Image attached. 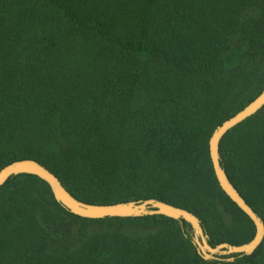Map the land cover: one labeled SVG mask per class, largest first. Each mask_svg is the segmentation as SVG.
<instances>
[{
  "label": "trees",
  "instance_id": "1",
  "mask_svg": "<svg viewBox=\"0 0 264 264\" xmlns=\"http://www.w3.org/2000/svg\"><path fill=\"white\" fill-rule=\"evenodd\" d=\"M263 89L264 0H0V169L32 159L85 203L183 208L211 247L255 234L208 141ZM219 153L264 223V107ZM219 258L184 221L80 218L32 175L0 188V264H264V239Z\"/></svg>",
  "mask_w": 264,
  "mask_h": 264
},
{
  "label": "water",
  "instance_id": "2",
  "mask_svg": "<svg viewBox=\"0 0 264 264\" xmlns=\"http://www.w3.org/2000/svg\"><path fill=\"white\" fill-rule=\"evenodd\" d=\"M264 107V89L241 111L217 126L208 141L209 157L213 172L220 189L251 220L255 227L254 237L247 243L231 245L223 243L215 247L209 245V237L204 232L201 221L193 213L157 199L128 201L100 205L79 201L69 193L61 181L45 166L32 159H22L5 165L0 169V188L13 176L32 175L45 182L54 200L71 214L89 220L105 218H139L160 215L177 221L186 222L192 229V243L198 255L204 260L219 257L243 256L252 254L264 239V223L259 215L246 203L229 180L221 165L220 142L233 128L258 113ZM227 261L232 258H227Z\"/></svg>",
  "mask_w": 264,
  "mask_h": 264
},
{
  "label": "rangeland",
  "instance_id": "3",
  "mask_svg": "<svg viewBox=\"0 0 264 264\" xmlns=\"http://www.w3.org/2000/svg\"><path fill=\"white\" fill-rule=\"evenodd\" d=\"M225 219H226V221H227L228 223H231V221H230V219H229L228 216H226ZM207 236H208V235H207Z\"/></svg>",
  "mask_w": 264,
  "mask_h": 264
}]
</instances>
